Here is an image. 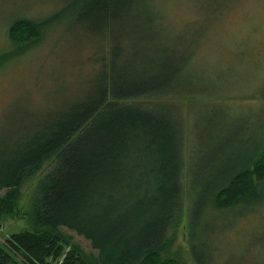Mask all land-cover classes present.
<instances>
[{"label": "rangeland", "instance_id": "1", "mask_svg": "<svg viewBox=\"0 0 264 264\" xmlns=\"http://www.w3.org/2000/svg\"><path fill=\"white\" fill-rule=\"evenodd\" d=\"M73 2L0 0V155L25 142L29 125L36 129L54 121L76 95L95 93L110 71L115 79L120 73L157 74L176 50L188 63L173 80L179 87L159 102L178 123L187 187L179 225L157 264H264V187L232 212L205 204L207 190L226 172L223 156L238 164L264 145V0H138L128 9L116 8L109 27L90 7L73 8ZM57 15L37 43L11 55V20ZM195 153L205 157L198 167ZM209 156L220 158L213 164ZM37 180L20 187L19 214L0 217L1 243L40 229L33 224ZM189 185L195 186L191 192ZM190 218L197 222L195 261ZM58 232L84 254L96 255L74 232Z\"/></svg>", "mask_w": 264, "mask_h": 264}, {"label": "trees", "instance_id": "2", "mask_svg": "<svg viewBox=\"0 0 264 264\" xmlns=\"http://www.w3.org/2000/svg\"><path fill=\"white\" fill-rule=\"evenodd\" d=\"M137 2L74 0L71 6L90 7L109 27L118 15L116 8L128 9ZM54 17L59 16L11 20L6 29L15 48L11 55L37 43ZM187 63L174 50L157 74L120 73L115 79L110 71L95 93L76 95L54 121L36 129L29 125L25 142L0 155V217L19 214L20 187L38 177L33 224L40 228L0 242V264H22L16 257L25 264L158 263L157 255L172 242L179 225L187 187L178 123L159 99L179 87L173 80ZM226 157L221 183L209 188L205 197V204L216 212L235 211L264 187V145L238 164L235 157ZM198 158L195 153L194 167L205 161L204 156ZM219 158L210 157L211 163ZM193 186H188L190 192ZM193 222L190 252L196 238ZM60 228L88 241L96 255L70 245Z\"/></svg>", "mask_w": 264, "mask_h": 264}]
</instances>
